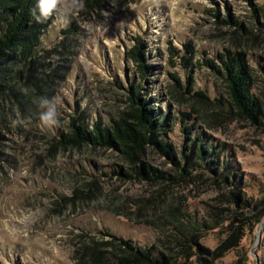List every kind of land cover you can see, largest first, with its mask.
<instances>
[{"label": "rangeland", "instance_id": "obj_1", "mask_svg": "<svg viewBox=\"0 0 264 264\" xmlns=\"http://www.w3.org/2000/svg\"><path fill=\"white\" fill-rule=\"evenodd\" d=\"M82 4L55 10L35 75L16 67L23 76L0 90V264H108L107 230L179 264H264V0ZM231 17L240 25L224 21ZM138 37L146 44L145 78L127 55ZM186 44L195 48L188 66L181 58L189 56ZM227 50L243 52L253 68L258 121L238 113L224 74L206 63L221 65ZM138 84L155 97L159 115H168L159 131L183 166L190 162L184 127L195 121L206 134L198 144L215 147L227 169L216 173L195 157L184 175L154 145L131 162L112 146L55 141L71 132L74 119L90 129L97 120L110 126L131 109V86ZM44 99L58 101L52 128L39 120ZM142 163L167 177L136 175ZM177 226L193 232L188 253L173 239L172 232L183 238Z\"/></svg>", "mask_w": 264, "mask_h": 264}, {"label": "trees", "instance_id": "obj_2", "mask_svg": "<svg viewBox=\"0 0 264 264\" xmlns=\"http://www.w3.org/2000/svg\"><path fill=\"white\" fill-rule=\"evenodd\" d=\"M88 1L91 2V0ZM37 2L38 0H0L1 91H6L10 87L11 82L16 80L15 78L23 76L21 70L14 71V68L23 66L28 77H33L34 72L39 66L37 64V57L43 46V37L56 16L54 10L47 18L42 17L40 20H37L36 16H39V10L36 7ZM33 9H36L35 16L33 15ZM259 11L261 10L256 9V12ZM216 16L220 20V15L216 14ZM227 20H231L237 26L240 25L239 21L232 17L224 19V21ZM70 31H73L72 28H69L68 32ZM145 48L146 44L141 37H138L135 47L127 51L128 57L138 63L142 78L146 77L149 68V64L146 62ZM186 49L189 52V56L182 55L181 58L188 66L193 62L195 48L190 44H186ZM170 51L176 56L179 53V50L173 47H170ZM221 60V65H216L213 60H206V63L213 67L214 71H222L224 74L228 81L227 84L232 96L231 98L239 109L238 113L241 116H248L258 121L259 115L263 111L257 103L256 96L252 90L254 80L252 66L245 59L243 52L234 53L227 50L226 54L221 55ZM198 62L201 64L200 60ZM11 71H14L16 76L12 75L8 80V73ZM174 78L179 83L180 79L177 76H174ZM190 80H193V76H190ZM3 83L5 84L3 85ZM187 90L191 92L193 88L188 86ZM196 94L200 98L205 99L203 93L197 92ZM129 100L131 102V109L128 112L124 111L118 119L113 120L110 126L97 120L94 122L93 128L90 129L82 122H79V120L74 119L71 124L70 133L62 132L59 140L55 139L54 136L53 139L58 143H69L74 146H112V148L121 152L131 162L140 160L141 153L147 145H154L161 153L167 154L184 175L191 174L188 167L191 160L195 157L207 162L216 173H223V170L227 169L226 160L221 159L220 153L215 147L211 146L210 149H207L206 146L198 144L203 141L206 134L200 133L197 127L198 123L195 121L184 127L185 133L189 134L185 159L187 162H190L183 166L177 160V152L173 144L165 140V136L159 131L161 126L168 123L169 117L165 114L163 116L159 115L160 110H157L154 104L156 101L155 97L143 94L141 85L138 84L131 86ZM185 117L187 120L194 119V116L190 113H186ZM192 131L194 134L190 133ZM208 158L209 160L207 161ZM192 164L194 163L192 162ZM135 173L149 180L165 179L167 177L166 173L154 169V167L148 166L145 163L135 167ZM262 213L260 212V214ZM252 226H254L253 222ZM177 227L181 230L183 238L172 232L175 236L173 239L180 242L187 252L188 248L191 247L190 241H193V232L187 233L180 226ZM192 229H194V226H192ZM247 230V232L245 231L246 237L244 240L251 233L250 227ZM102 234L110 239L109 245L113 249L112 253H110L111 256L109 254L106 255L105 261L108 264L180 263L177 257L166 256L163 253L158 256L154 253V247H148L145 244L138 245L132 239H124V237L113 234L109 230L104 231ZM181 255L183 254L181 253Z\"/></svg>", "mask_w": 264, "mask_h": 264}, {"label": "clouds", "instance_id": "obj_3", "mask_svg": "<svg viewBox=\"0 0 264 264\" xmlns=\"http://www.w3.org/2000/svg\"><path fill=\"white\" fill-rule=\"evenodd\" d=\"M77 6L83 7L82 0H38L36 7L39 10V16H36V19L40 20L42 17L47 18L54 10L66 13L72 7ZM35 14L36 9H33V15L35 16ZM57 103V100H42L40 107L44 110L39 114V120L42 126L52 128L59 124L57 119Z\"/></svg>", "mask_w": 264, "mask_h": 264}]
</instances>
